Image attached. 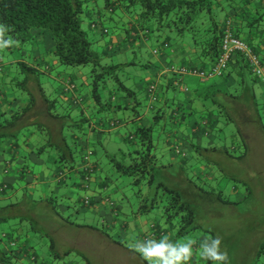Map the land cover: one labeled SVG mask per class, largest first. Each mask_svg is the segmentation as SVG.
<instances>
[{
	"label": "crops",
	"instance_id": "0c3cea01",
	"mask_svg": "<svg viewBox=\"0 0 264 264\" xmlns=\"http://www.w3.org/2000/svg\"><path fill=\"white\" fill-rule=\"evenodd\" d=\"M87 1L90 13L85 26L92 30L96 45L105 54L106 61L118 65L121 81L133 93L119 88L116 79L112 78L104 87L103 94L105 101L109 102V111H100L89 88L91 66L86 70V66L59 65L53 53L55 41L49 30L35 29L34 39L27 46L16 41V46L0 50V117L17 110H24L26 116L33 117L18 143L13 138L0 142V185L8 183L12 187V192L0 195V204L21 196L28 204L37 206L39 203L63 220L67 213L73 211L90 213L97 218L111 212L110 219L98 228L104 231L110 245L113 243L121 250L139 256L129 245L145 239L143 231L146 229L158 237L167 235L173 241L177 238H174L166 221L164 201L156 204L153 212L135 213L141 199L137 196L138 202L134 203L124 189L115 184L114 179L120 178L110 155L129 150L132 146L130 138L136 135L137 128L150 126L159 116L154 137L158 163L164 166L162 178L170 180V185L182 187L189 195L195 189L189 188L191 173L195 177L212 180L224 174L221 167L218 171L210 163L203 165L201 162L204 160L200 162L211 150L217 152L219 137H223L224 112L235 117L248 112L254 114L245 130L247 135L241 137L246 147L251 148L257 142L264 148V77L253 75L246 61L234 53L224 75L205 80L197 71L209 70L214 62L200 56L191 34L180 36L175 30L159 29L143 21L138 11L127 12L118 2L111 9L108 0ZM218 5L222 24L225 26L227 21H231L232 29L243 40L261 48V58L264 59V35L259 27L250 24L257 11L264 10V0H218ZM18 62H27L41 75L44 74L47 90L44 86L41 89V79L21 72ZM173 67L188 71L181 74ZM21 74L30 76L25 87L20 84ZM152 85L156 87L154 92H150ZM57 105L63 107L65 114H56ZM256 109L263 111V118L258 117ZM82 118H87V121ZM233 140L238 144L237 135L233 134ZM44 144L53 146L51 150L55 151L43 149L42 155L37 156L35 153ZM219 151L223 155L219 154L217 159L210 157L212 161L244 159L248 155L237 157V154L230 155L226 150ZM64 156L68 167L59 162ZM86 156L90 159L87 160ZM38 159L41 163L35 166ZM23 162L28 166L25 167ZM192 162L195 165H191ZM90 164L96 166L90 169ZM251 165L250 169L254 167L253 161ZM261 169L263 172L257 171L264 175L262 165ZM245 171L233 168L227 173L235 180H241ZM201 172L206 173L203 175ZM180 178L186 187L178 181ZM148 191L144 190L145 193ZM234 191V199H243L246 194L244 189ZM86 197L90 198L88 205L85 204ZM126 201L131 205L130 213L119 210ZM55 203L63 216L55 212ZM30 205H12L11 209L0 213L9 217L8 220H0L1 237H9L17 227L15 233L21 237L16 236L15 240L24 243L35 240L33 234H27L25 228H20L19 216L29 212L26 207ZM33 215V220L43 229L37 209ZM15 216L17 218H13ZM150 222L152 230L148 227ZM71 226L86 225L73 223ZM208 236V233L198 232L184 238L185 242H197L193 246L190 264L207 262L196 249ZM12 242L10 237L4 241L3 250L12 252L13 256L17 254L18 264H33L27 256L18 254L20 251L12 246ZM36 248L44 257V252ZM61 257L62 260L52 264H82L72 253Z\"/></svg>",
	"mask_w": 264,
	"mask_h": 264
},
{
	"label": "trees",
	"instance_id": "16d2710c",
	"mask_svg": "<svg viewBox=\"0 0 264 264\" xmlns=\"http://www.w3.org/2000/svg\"><path fill=\"white\" fill-rule=\"evenodd\" d=\"M116 2L127 12L138 11V15H140L143 21L157 26L159 29L168 28L175 30L180 36L191 34L199 49L200 56L213 61L214 64L224 52V31L227 28L228 22L231 24V21H227V25L225 26L222 24L220 11L218 9V0H116L115 2H110V0H108V7L114 9V4H116ZM88 7L87 0H0V23L7 25L9 29L4 38L7 39L11 37L14 41L19 42L23 46H27L33 41L35 29L49 30L55 41L56 47L53 53L58 64L64 66L90 65V83L93 85V90L91 91L95 102L100 108V111H109V102L105 101L103 94L100 92V88L107 86L109 80L114 78L119 88L127 90L129 93L133 92L121 81L118 75V65L110 64L106 61L105 54L95 49V43L97 42L95 35L92 34L91 29L85 26V20L90 13ZM250 24L251 26L259 27L264 35V10L262 12L257 11V16L251 20ZM233 32L235 36L241 38L234 30ZM246 42L251 46L253 51L259 55L264 65V59L261 58V48L254 44H250L248 41ZM234 53L238 54V58H242L246 61L253 75L260 78L264 77L256 74L248 58L238 51L231 54L226 71L229 68ZM18 65L21 72L24 71L27 75L33 74V78L40 80L41 72L37 68L30 66L27 62H22ZM226 71L214 77L222 76ZM27 75L26 78L20 82L21 86L25 87V85H27L30 77ZM40 85L41 89H43V84L41 83ZM256 111L259 114L258 117L262 116L263 118V111L260 109H256ZM224 113V123L225 116L226 122L235 121V116H232L228 112ZM32 118L26 116L24 110H17L13 114L7 116H5V114L1 115L0 142L7 138H13L15 142L18 143L21 136L25 135V130ZM82 119L84 122L87 121V118ZM99 119H96V121H99ZM159 122L160 119L159 116H157L150 126H139L136 135L130 138L132 146L129 150L121 152L119 156L116 154L110 155V161L116 168L118 174L131 176L134 183L139 187L136 194L141 200L137 210L135 209V213L142 214L151 212L156 204L164 201L166 221L176 237H189L196 235L198 232L208 233L210 236L217 237L214 230L209 229L207 226L203 225L202 222L205 223L206 220H209L214 215L218 216L220 214L222 216L224 211L227 212L226 217L234 213L236 223L242 224V226L243 224L247 225L249 223L252 229L251 231L253 232L250 244L253 243L254 246L256 245L258 247L257 253L263 254L264 196L261 195V197L258 198L259 195L257 194L259 193L257 191L258 185L263 184L262 180H260V176H262L263 179V174L257 171L256 174L252 175V179H245L243 177L241 180H235L231 175L235 180L233 190L240 188L241 185L243 187L242 190L244 189V191H246L243 199H234L230 196H225L222 191L219 192L216 199L218 203L213 202L215 199L211 197L201 199L198 196L203 191L207 193L211 192L204 190L199 184L209 183L212 179L198 178L199 180H194L190 177L192 175L189 176V184L192 185H189V188L190 190L191 188L195 189H192L194 191L187 195L182 187H175L174 184L170 185V180L164 181L162 178V168L164 166L158 163V153L156 152L154 137L155 129ZM76 124L78 125V123ZM242 137L238 138V144L233 143L231 146H226V152L228 154L235 155L237 154L236 150L243 149L245 140H243ZM48 142L50 143L51 141L48 140ZM51 148H53V146L48 147L47 144H44L35 154L40 156L42 155L41 151L43 149L50 151ZM51 151H55V149ZM72 152H75V149L72 150ZM243 155L244 153H241L238 157H242ZM1 156L2 155H0V158ZM61 159L62 160L59 162L68 167L67 158L64 156ZM64 160H66L65 163ZM40 163L41 159H38L34 165L36 166ZM22 164L25 167L28 166V164H24V162ZM224 172H227L226 169ZM205 173L201 172L200 174L204 175ZM222 176L223 175L219 178ZM11 188V185L8 183L0 185V195L8 194ZM145 189L149 191L145 193ZM152 189H154V192ZM260 192H264V186L260 189ZM164 197L168 199H163ZM24 200H26V198ZM255 201L259 202L255 203ZM17 204H20L18 200L0 204V213H2L3 210L6 211L11 209L12 205L16 206ZM243 204L246 206L241 208ZM253 204H258L259 208L253 207ZM53 205L55 212L63 216L57 204L55 203ZM249 205H251V207ZM30 206L32 207L33 205ZM26 209L29 212L25 211V215L19 216V221L22 224L20 228H25L27 234L31 233L33 236L34 234L37 236V234L33 232L38 230L37 228L41 229V227H38L37 223L33 220L32 216H34L33 213L35 209H33V207L31 209L26 207ZM199 210L204 212L206 220L201 222L197 220ZM237 210L238 213L236 215ZM251 210L259 212L260 214L258 216L256 215V218L252 215V219L248 221L247 217L244 215ZM13 218L17 217L15 216ZM66 218L67 217H65L64 222L67 226L71 227L74 222H70L66 220ZM8 219L9 217L7 215H0V220ZM43 224L44 228L41 229V234L45 231L44 233L49 236L50 239L47 247L49 250L48 256L46 254L44 257L40 256L36 248L38 247L43 252L44 249L46 251V248L42 246L46 241L35 239L31 243H29L31 240H29L28 243H24V241H18L19 239L15 240L16 236L21 237L19 233H15L18 229L17 227H15L14 231L9 235L10 239H13L12 243L14 244H12V246L20 251L18 254L21 253L27 256L33 264H52L54 261L62 260V253L68 255L74 250L69 247L64 250V252L59 253L61 248L56 244L55 237L49 231L48 224H45V222H43ZM76 225L84 224L76 223ZM91 227L99 229L95 226ZM107 233L111 236L109 231H107ZM9 237L3 238L0 236V264H18L15 259L17 254L13 256V254H11L12 252H5L3 250V243L8 240ZM205 264H211V262L207 261ZM251 264H259V262L254 261L253 263L251 262ZM261 264H264V260Z\"/></svg>",
	"mask_w": 264,
	"mask_h": 264
},
{
	"label": "rangeland",
	"instance_id": "374dc122",
	"mask_svg": "<svg viewBox=\"0 0 264 264\" xmlns=\"http://www.w3.org/2000/svg\"><path fill=\"white\" fill-rule=\"evenodd\" d=\"M157 27V26H156ZM158 28V27H157ZM95 49L100 51V47L96 45L95 43ZM89 65L85 67L86 70H89ZM24 80L26 78L25 75L21 74ZM41 82L43 83V86L45 87V90H47L48 85L46 83V76L44 74L40 75ZM50 85V84H49ZM23 87V86H21ZM90 90H93V85L90 83L89 85ZM49 90H51L49 88ZM100 92L102 94L105 93L104 86L100 88ZM104 96V95H103ZM56 114L63 115L65 112L63 111V107L61 105H57V109L55 110ZM254 114H251L250 112L245 113V115H236L235 119L237 121H227L226 122V116L225 123H223L221 130H223L222 134L223 137L220 136V141L218 142L217 152L216 151H210L208 154L203 156L200 159L204 160L201 162L203 165H212L215 170L220 171V167L225 171L232 170L235 168L236 170H243L245 171L244 178H251L252 175L257 173V169L262 171L261 165L264 167V148L259 147L257 142H255L251 148L243 146L242 150H236L237 157L244 153V155L248 154L246 158L240 159L236 158V160H220V161H212L211 158H219V154L223 155V153H220L219 150H226V145H230L233 143V134L235 133L237 135V138H241L242 135H247L245 130L249 128L250 122H251V116ZM217 133V131H214ZM67 133V130H65V135ZM221 133H219L220 135ZM69 140V139H68ZM218 141V140H217ZM237 142V141H236ZM73 149V146H71ZM253 149V150H251ZM230 154V153H229ZM231 155V154H230ZM119 156V155H118ZM90 159L89 156H86ZM231 157V156H229ZM22 159V158H20ZM95 159V158H94ZM253 161V166L251 169L250 167L251 162ZM210 164H208V163ZM191 165H195V162H192ZM230 167V168H228ZM257 167V169H255ZM245 169V170H244ZM263 172V171H262ZM194 180L198 179V176L195 177L193 173H191ZM260 174V173H259ZM119 180L114 179L115 184H117L120 188L124 189L125 193L132 199V201L138 202L136 192L138 191V186L134 183L131 176L128 175H119ZM199 180V179H198ZM260 180H262L263 184H259L257 193L261 197V195L264 196V192H260V189L264 186V175L263 179L262 176H260ZM179 182L183 183L182 185L186 187V183L183 181V179H179ZM235 183V180L232 178L230 174L227 172H224L223 176L221 178H218L217 180H212L209 183H200L199 186L203 188L204 190L210 191L211 193H207L203 191L198 197L201 199H206L208 197H211L215 199L213 202H217V197L219 195V192L222 191L225 196H230L231 198L234 197L235 191L233 190V184ZM21 187V186H20ZM22 188V187H21ZM214 188V189H213ZM242 186L240 185V189L242 190ZM154 192V189H152ZM18 200L20 204L23 205H29L27 200L22 199L21 196H17L14 198V202ZM259 202V201H258ZM255 201V203H258ZM6 204V203H5ZM130 204L128 205V201H126V205L119 209L122 213L124 212H131ZM139 205H137L135 208L137 210ZM246 206L245 204L242 205L241 208ZM248 206V205H247ZM251 207V205H249ZM30 209L33 207V209H37L38 215L40 217V220L42 222H45V224H48L49 231L52 233V235L55 237L56 244L60 246L61 250L59 253L64 252L67 248L71 247L74 250L72 251V254L74 257H76V261L82 264H147L145 260H143L140 255H132L131 253H128L126 250H121L119 246H116L115 244L108 241L106 235H104V231L98 230V229H90V226L100 227L102 223L106 222L110 217L113 215L111 212L110 214L99 216L98 218L95 217L93 214L90 213H78L77 211H73L71 214L67 213L65 215L66 220L74 223H82L85 224V227H76V226H67L63 219L57 217L54 215L53 212H50L46 209L45 206L41 204H37V206H28ZM253 207L259 208L258 204L254 205ZM123 209V210H122ZM154 210H152L153 212ZM156 211V210H155ZM246 211V209H245ZM77 212V213H76ZM238 213V210L236 211V215ZM259 212L249 211L244 215L247 217V220L249 221L252 219L251 217L256 215L258 216ZM110 215V216H109ZM220 215V214H219ZM212 216L209 220L205 219L204 212L200 211L198 212L197 220L200 222L203 220H206L205 223L202 222L203 225L207 226L209 229L214 230L217 237H219L222 241L221 244V250L226 252L228 255V260L226 264H251L254 261H258L259 264H261L264 260V253H257L258 247L253 245V243L250 244V241L252 240L253 232L252 229L249 226V223L247 225L238 224L235 222V215L232 213L231 215L227 216V212L224 211L223 215L221 216ZM225 215V216H224ZM253 215V216H252ZM101 217V218H100ZM39 220V221H40ZM154 225H157L155 222H153ZM152 222L149 223L148 227L149 230H152L151 225ZM8 226V225H7ZM249 226V227H248ZM147 227V228H148ZM38 230L34 231L33 233H36L37 236L34 234L35 239H39L41 241H46L42 245L46 248V251L44 249V254L48 255L49 250L48 247V241H50L49 236H47L44 232L41 234V229L37 228ZM147 230L143 231V234H147ZM174 238H177L176 241L179 242H185V237H176V235L173 232ZM62 253L61 255H63ZM66 255V254H64ZM206 263V262H205Z\"/></svg>",
	"mask_w": 264,
	"mask_h": 264
},
{
	"label": "clouds",
	"instance_id": "9594fccd",
	"mask_svg": "<svg viewBox=\"0 0 264 264\" xmlns=\"http://www.w3.org/2000/svg\"><path fill=\"white\" fill-rule=\"evenodd\" d=\"M8 30L7 25L0 23V50L16 46L17 42L11 37L4 38ZM196 243L195 240L173 241L167 235H162L134 241L129 247L147 264H190ZM221 244L219 237L208 236L199 243L196 252L211 264H226L228 255L221 250Z\"/></svg>",
	"mask_w": 264,
	"mask_h": 264
},
{
	"label": "built area",
	"instance_id": "2783aa9c",
	"mask_svg": "<svg viewBox=\"0 0 264 264\" xmlns=\"http://www.w3.org/2000/svg\"><path fill=\"white\" fill-rule=\"evenodd\" d=\"M223 54L219 57L218 61L209 69V70H201L197 71L198 75L205 79H211L214 76L221 75L223 74L227 67H228V62L230 59V56L233 52L238 51L243 53L248 60L250 61L253 71L258 74L259 76H264V65L261 62V59L257 53L253 51L251 46L243 39L235 36L233 30L231 29V24L228 22L227 28L224 31V36H223ZM173 70H176L178 73H186L188 70L184 68H176L173 67ZM156 89L155 85L151 86L150 91L153 92ZM87 160H89L88 157H86ZM90 169L94 168L93 164L89 165ZM90 203V198L86 197L85 198V204L88 205ZM158 237L155 236L153 232H147L146 237Z\"/></svg>",
	"mask_w": 264,
	"mask_h": 264
}]
</instances>
